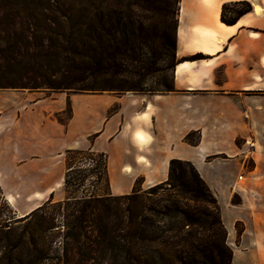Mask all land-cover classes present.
Listing matches in <instances>:
<instances>
[{
  "label": "crops",
  "instance_id": "obj_1",
  "mask_svg": "<svg viewBox=\"0 0 264 264\" xmlns=\"http://www.w3.org/2000/svg\"><path fill=\"white\" fill-rule=\"evenodd\" d=\"M240 2L249 12L222 23L223 10L229 19ZM175 56L171 92L51 93L31 102L46 92L0 90V189L16 219L61 201L66 150L105 154L112 197L165 182L176 159L216 197L231 264H264V0H180ZM67 107L65 124L52 119ZM253 207L260 218L250 217Z\"/></svg>",
  "mask_w": 264,
  "mask_h": 264
},
{
  "label": "trees",
  "instance_id": "obj_2",
  "mask_svg": "<svg viewBox=\"0 0 264 264\" xmlns=\"http://www.w3.org/2000/svg\"><path fill=\"white\" fill-rule=\"evenodd\" d=\"M4 1L7 3L2 5L3 9H21L26 14L12 19L4 17L0 21V89L118 95L173 91L172 79L170 84H162L163 90L147 93L141 82L157 63H160L158 71L163 72L172 71L177 61L180 0ZM171 4L176 6L173 12L169 11ZM235 5L244 6L237 16L250 10L246 2ZM149 8L156 13L155 19L142 14ZM171 13L169 23L167 19ZM220 20L225 24L233 23L232 19L225 18L224 10ZM8 25L10 28L5 29ZM169 29L172 37L168 36ZM2 33L8 34L1 36ZM200 57L194 55L187 60ZM171 60L174 63H170ZM185 141L195 145L197 140L189 134ZM63 156L64 187L73 185L71 179L76 184L87 177L95 184L107 182L105 154L88 148L66 150ZM138 192L118 197L90 192L81 198L73 196L67 200L83 203L91 211L92 204L118 202L138 196ZM149 197L155 198L151 203L157 209L143 207L134 231H126L124 235L123 246L127 252L136 242L139 248L135 256L125 258L127 264H231L232 251L226 244V229L217 199L191 163L171 160L166 181L149 188L145 195L147 201ZM44 206L21 219L36 216ZM145 210L162 216L166 226L152 230L153 219L142 215ZM41 218L43 222L48 220ZM20 221L15 219L0 189V244L10 245L16 237L14 226ZM237 233L239 238L242 229H237ZM110 235L108 241L113 243L114 237ZM146 242L157 246L158 262L145 253Z\"/></svg>",
  "mask_w": 264,
  "mask_h": 264
},
{
  "label": "rangeland",
  "instance_id": "obj_3",
  "mask_svg": "<svg viewBox=\"0 0 264 264\" xmlns=\"http://www.w3.org/2000/svg\"><path fill=\"white\" fill-rule=\"evenodd\" d=\"M6 3V1L0 0V21L4 17L12 19L15 16H25L26 13L21 9H3L2 5ZM243 9V5L228 7V18H235L237 12ZM175 10L176 6L171 4L169 11L173 12ZM142 14L153 19L157 16L151 8ZM167 20L169 23L172 21V13L168 15ZM8 27L10 28V25L5 29H8ZM7 34L2 33L1 36H6ZM168 36L172 37L170 29ZM172 62L174 63L173 60L170 61V63ZM158 66H160V63H157V67L153 68L141 82L142 89L146 93L149 90L161 91L163 90L162 84L166 85L171 82V69L160 72L158 71ZM0 90L24 91L26 93L46 92L45 95H31V102L40 97L43 99L48 98L51 93H63L67 96L73 95V93L68 91L51 92L43 89ZM67 118L68 107L64 113L57 114L52 119L65 124ZM81 175L83 176L82 173ZM72 180L70 181L73 185H69L68 187H64L63 185L56 190V194L62 197L60 202L51 201L49 203L47 201L42 204H45V206L41 213L27 219L20 218L21 221L14 226L16 232L15 239L10 242L9 246H6L4 243L0 244V264H127L125 258L136 255L139 250L138 243L136 242L128 250L129 252H127L123 246V240L126 231H134L136 228L135 223L139 221L138 215L143 207L146 209H157L151 203L155 199L154 197H149V201L145 198L146 193L149 192V188L139 191L138 196L121 199L118 202L110 201L92 204V210L90 211L85 204L75 203L73 200H67V198L73 196L81 198L83 195H89L88 193L90 192L98 196L104 195L105 182L101 181L95 184L90 177L76 184ZM258 197L260 199V196ZM232 202L238 203L239 200L237 197H233ZM249 212L250 217L260 218V208L253 207ZM142 215L153 219L152 230L166 226V220L160 215L155 216L153 212L146 210L143 211ZM41 217H47L48 220L43 222ZM237 229L241 230L240 225H237ZM99 232H104L105 235L102 236ZM108 235H113V243L108 241ZM144 251L148 257L158 262L156 254L157 246L154 243L146 242ZM243 262L245 264L244 260Z\"/></svg>",
  "mask_w": 264,
  "mask_h": 264
},
{
  "label": "bare ground",
  "instance_id": "obj_4",
  "mask_svg": "<svg viewBox=\"0 0 264 264\" xmlns=\"http://www.w3.org/2000/svg\"><path fill=\"white\" fill-rule=\"evenodd\" d=\"M254 9H255V13H260L261 12V7L258 6V5L254 6ZM139 140H140V138H139Z\"/></svg>",
  "mask_w": 264,
  "mask_h": 264
}]
</instances>
